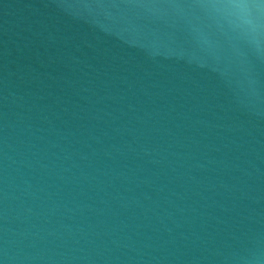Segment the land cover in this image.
Masks as SVG:
<instances>
[{"label":"water","instance_id":"obj_1","mask_svg":"<svg viewBox=\"0 0 264 264\" xmlns=\"http://www.w3.org/2000/svg\"><path fill=\"white\" fill-rule=\"evenodd\" d=\"M214 0H0V264H264V43Z\"/></svg>","mask_w":264,"mask_h":264},{"label":"clouds","instance_id":"obj_2","mask_svg":"<svg viewBox=\"0 0 264 264\" xmlns=\"http://www.w3.org/2000/svg\"><path fill=\"white\" fill-rule=\"evenodd\" d=\"M212 7L239 36L264 43V0H214Z\"/></svg>","mask_w":264,"mask_h":264}]
</instances>
